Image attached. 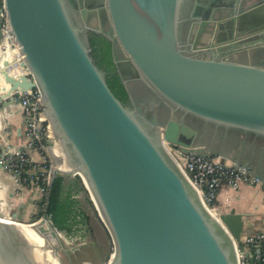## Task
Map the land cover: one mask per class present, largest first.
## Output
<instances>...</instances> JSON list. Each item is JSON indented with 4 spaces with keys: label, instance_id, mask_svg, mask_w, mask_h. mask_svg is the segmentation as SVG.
I'll return each instance as SVG.
<instances>
[{
    "label": "water",
    "instance_id": "95a60500",
    "mask_svg": "<svg viewBox=\"0 0 264 264\" xmlns=\"http://www.w3.org/2000/svg\"><path fill=\"white\" fill-rule=\"evenodd\" d=\"M181 3L4 0L10 34L23 59L8 60L10 46L0 48V80L8 84L0 101L4 106L14 102L15 93L40 92L44 115L71 168L67 171L81 178L105 221L113 243L107 264H237L242 215L230 208L212 216L164 143L185 152L204 149L193 143L198 132L176 113L264 138V65L198 55L200 47L214 46L203 43V35L215 38L223 23L235 36L239 28L242 36L252 26L263 30L264 0H204L194 13L196 4L190 50L179 40ZM70 8L79 11L80 21ZM90 15L97 16L96 26L89 25ZM86 31L110 42L132 107L109 89ZM238 45H222L218 53ZM122 64L130 68L129 76ZM15 65L28 74L10 72ZM218 162L226 163L224 157ZM9 217L23 220L18 211ZM28 249L17 227L0 221V264H38Z\"/></svg>",
    "mask_w": 264,
    "mask_h": 264
},
{
    "label": "crops",
    "instance_id": "0c3cea01",
    "mask_svg": "<svg viewBox=\"0 0 264 264\" xmlns=\"http://www.w3.org/2000/svg\"><path fill=\"white\" fill-rule=\"evenodd\" d=\"M203 1L182 0L179 20L180 23H184L185 27L184 32L179 35V40L185 49H191L188 45H191L189 39H193V36L189 38L188 30L196 19L195 15L192 14L194 6L197 4L199 8V5ZM251 28L245 35L246 38H242L245 36L240 35V28L238 29L239 34L235 36V31L234 34L233 32L231 33L230 25L223 23L218 27V33L215 38H211L208 34L203 35L201 41L203 43L213 41L214 46L208 50L200 47L201 52L198 55L204 58L216 56L224 57L228 61L233 62L264 65V41H261L264 38V29L257 30L253 26ZM256 36H261L257 38L256 43L243 44L245 41H253L252 39ZM228 43L240 45L226 48L225 53L219 54L218 49ZM11 57L16 58V53L13 52ZM18 71H20L19 68ZM25 130L26 117L21 105L17 101H14L3 106L2 101H0V145L9 146L10 148H21L31 157V160L38 162L40 156L36 148L27 145ZM209 131L217 134L216 138L220 140H230L231 143L233 141L234 145L225 151L210 150V147L208 148L205 144L196 141V138H194L193 143L204 148L202 152L214 157H224L226 163L236 162L246 164L253 172L264 177V138L235 131L215 129ZM65 180L72 179L67 178ZM0 194L1 196H5V199H11V202L15 201L17 203L18 213L22 217L29 213L30 207L35 202L34 200L38 201L41 196L39 190L33 186L16 184L11 173L3 168H0ZM20 204H23L24 207L22 208ZM215 204L223 212L234 208L237 213L242 215L244 221L242 236L254 235L260 232L264 233V188L241 183L237 189L233 190L224 183L218 190Z\"/></svg>",
    "mask_w": 264,
    "mask_h": 264
},
{
    "label": "built area",
    "instance_id": "2783aa9c",
    "mask_svg": "<svg viewBox=\"0 0 264 264\" xmlns=\"http://www.w3.org/2000/svg\"><path fill=\"white\" fill-rule=\"evenodd\" d=\"M0 35L2 39L0 48L9 45L10 50L16 53L17 62L22 61V55L18 52L10 34L4 0H0ZM19 70L28 74L26 69L19 68ZM12 100L17 101L23 109L26 117L27 145L34 148L37 146L35 142L40 134V108L42 105L40 92L37 88H33L23 94L15 93ZM166 150L189 183L195 188L203 205L208 210L214 211L216 208L215 201L218 190L224 183L233 190L237 189L241 183L264 188V177L253 172L246 164L236 162L220 164L218 162L219 157L195 150L185 152L179 146L171 147L168 145ZM24 154L26 152L21 148L0 145V166L10 172L18 184H21V175L22 172H25L23 166L33 161L25 157ZM52 175L53 170L50 169L47 173H40L39 176L30 175L29 179L31 184L43 195L45 189L42 183L48 185ZM214 213L216 216L218 215L217 212L214 211ZM248 256L254 261L264 264V233L242 236L241 245H236L237 264H248Z\"/></svg>",
    "mask_w": 264,
    "mask_h": 264
},
{
    "label": "rangeland",
    "instance_id": "374dc122",
    "mask_svg": "<svg viewBox=\"0 0 264 264\" xmlns=\"http://www.w3.org/2000/svg\"><path fill=\"white\" fill-rule=\"evenodd\" d=\"M89 25L95 26L96 19L91 17L88 21ZM14 51L7 49L6 58L8 60L13 59L12 53ZM3 56L0 55V60ZM10 72H18V66L15 65L9 68ZM0 83L1 80H0ZM3 84V83H2ZM0 84V92L3 94V90L6 89V85ZM176 117H179L180 114L176 113ZM40 117L41 124L39 126V138L36 140L37 146L34 148L37 149V152L40 156V159L36 163V167L25 171L24 173H47L48 170L52 169L53 173L58 172L64 175L65 179L70 178L72 180H66V184L70 182L74 183L76 180L77 174H73L66 170V165L63 163L65 161V155L62 150L60 141L57 139L56 135L53 132L52 126L49 120L44 115V107L41 105L40 108ZM209 131L208 129L203 130V132L197 135L195 138L196 141L205 144L210 150H227L228 148L233 147L234 143L230 140H220L216 138L217 134ZM165 149L166 146L174 147L168 143H164ZM167 151V150H166ZM25 157L31 159V157L26 153ZM34 163V161H32ZM12 175V174H11ZM13 177V175H12ZM14 179V177H13ZM15 180V179H14ZM81 184L84 187V184L80 178ZM17 184V182L15 181ZM79 206L84 211L87 217V224L79 230L78 233L72 234L70 236L66 235L64 232L57 230L55 234V242L48 246V249H44L47 245L43 243V248L40 250L38 259L36 263L38 264H107L112 252H113V243L111 237L108 233L107 228L99 217L98 211L95 208V205L91 199V195L87 189L84 187V192H80L78 196ZM33 206L30 207V211L27 215L23 217L21 223L14 222L9 217V212L18 211L17 203L11 202V199H5V196H0V214L4 221L13 223L15 227L21 230L22 236L24 239H35L36 237L43 236L46 237V234L52 233L50 230V221L44 214L41 212V206L38 204L37 200H34ZM222 209L216 207L214 209L217 214ZM38 215V218L35 216ZM43 218H46V224L40 226ZM42 219V220H41ZM33 223L28 225L29 223ZM23 226L29 227L32 229V233L28 232ZM40 226V227H39ZM52 226V225H51ZM53 227V226H52ZM40 231V232H39ZM39 234V235H38ZM29 236V237H28ZM34 237V238H33ZM59 241V242H58ZM61 246V248L58 247ZM68 252V253H67Z\"/></svg>",
    "mask_w": 264,
    "mask_h": 264
},
{
    "label": "trees",
    "instance_id": "16d2710c",
    "mask_svg": "<svg viewBox=\"0 0 264 264\" xmlns=\"http://www.w3.org/2000/svg\"><path fill=\"white\" fill-rule=\"evenodd\" d=\"M91 48V56L105 74V80L112 93L122 102L127 100V94L123 84L114 72L110 42L103 37H97L92 33L88 36ZM97 40H100L102 48H97ZM36 167V164L26 163L23 170L27 171ZM38 173H24L21 175V184L24 186H33L30 182L31 176H39ZM25 178V179H23ZM45 193L40 196L37 201L41 206V212L51 222L52 226L57 230L64 232L70 236L78 233L81 228L87 224V217L79 206L77 194L84 192L80 177L77 175L74 183L66 184L63 174L54 172L48 185L42 183ZM34 187V186H33ZM248 264H260L251 257H247Z\"/></svg>",
    "mask_w": 264,
    "mask_h": 264
},
{
    "label": "flooded vegetation",
    "instance_id": "af4514ba",
    "mask_svg": "<svg viewBox=\"0 0 264 264\" xmlns=\"http://www.w3.org/2000/svg\"><path fill=\"white\" fill-rule=\"evenodd\" d=\"M70 10H71V14H72V16H73V18H74V20L75 21H80V13H79V11H76V10H74L73 8H70ZM198 11H199V8L198 9H196V11H194V13H198ZM95 17V19H96V24H95V26L97 25V16L96 15H90L89 17H88V21H89V19L91 18V17ZM102 26L105 28V29H107V27H108V23L106 22V21H104L103 22V24H102ZM184 23H180L179 24V35L180 34H182L183 32H184ZM190 28H191V25H190ZM190 28H189V30H188V34H189V31H190ZM92 33V35L94 34L95 36H97V37H103V38H105L104 37V35H102L101 33H98V32H93V31H86L85 32V36H86V39H87V41H88V44H89V40H88V36L90 35ZM192 36V35H191ZM106 39V38H105ZM107 40V39H106ZM101 42H100V40H97V48L99 47V48H102V46H101V44H100ZM90 46V45H89ZM110 46H111V44H110ZM116 55H117V57L118 58H122L121 57V52L119 51V50H117L116 49ZM111 57H112V63H113V68H114V72H112V73H116V75L118 76V78H119V80H120V82H121V78H120V75H119V73H118V69H117V67L115 66V64H114V60H113V52H112V47H111ZM121 69H122V71H123V75H125V76H129L130 74H131V72H130V68L128 67V65L127 64H122L121 65ZM127 106H129V107H132V103H131V101L128 99V97H127V100L124 102ZM178 114H180V113H178ZM176 118H181L182 119V121H184L187 125H189L190 127H192V128H194L197 132H198V134L197 135H199V134H201L202 132H203V130H206V129H208V130H219V129H216V128H214V127H212V126H210V125H207V124H204V123H202L201 121H199L198 119H196V118H194V117H192V116H189V115H181L180 114V116L179 117H176ZM196 135V136H197Z\"/></svg>",
    "mask_w": 264,
    "mask_h": 264
},
{
    "label": "bare ground",
    "instance_id": "6f19581e",
    "mask_svg": "<svg viewBox=\"0 0 264 264\" xmlns=\"http://www.w3.org/2000/svg\"><path fill=\"white\" fill-rule=\"evenodd\" d=\"M9 48V47H8ZM10 49V48H9ZM0 55H1V53H0ZM1 61V60H0ZM11 67H13V66H10L9 68H11ZM1 82L3 83H0V84H2V85H6V89L8 88V84L7 83H5L4 82V80H1ZM5 89V90H6ZM5 90H3L4 92H3V94L5 93ZM63 163H65V162H63ZM66 164V163H65ZM67 165V164H66ZM71 168L69 167V166H66V170H70ZM91 195V194H90ZM92 201H93V203H94V205H95V208H97V211H98V214H99V217L101 218V220L102 221H104V219H103V217H102V215H101V213H100V211H99V209H98V207H97V204H96V202H95V200L94 199H92ZM208 210V209H207ZM209 211V213L212 215V216H214V217H217L216 216V214L214 213V211H212V210H208ZM0 221H3V222H6V223H10V222H8V221H4L3 219H2V215L0 214ZM105 222V221H104ZM17 223H21V222H17ZM49 223V222H48ZM13 224V223H12ZM31 224H33V223H31ZM31 224H28V225H31ZM44 224H46V219H43L42 220V222L40 223V226H42V225H44ZM50 224V223H49ZM39 226V227H40ZM25 229H27L28 230V232H30V233H32V231L30 230V229H28L29 227H26V226H23ZM18 229V228H17ZM50 231L52 232V233H48V234H46V237H43L42 235L41 236H39V237H36L35 239H31V238H28L26 241L28 242V244H29V253H30V256L33 258V260L36 262V260L38 259L37 257H38V255H39V252H40V250L43 248L42 246H43V243H45L47 246L46 247H44V249L46 250V249H48V246H50V244H53L54 242H55V238H54V236H55V234L57 233V231L50 225ZM19 230V232L22 234V232H21V230L20 229H18ZM40 232V231H39ZM39 235V234H38ZM29 237V236H28ZM34 238V237H33ZM48 264H52V263H48Z\"/></svg>",
    "mask_w": 264,
    "mask_h": 264
}]
</instances>
